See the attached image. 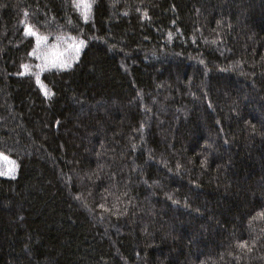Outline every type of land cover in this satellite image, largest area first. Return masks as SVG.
Masks as SVG:
<instances>
[{
  "label": "trees",
  "instance_id": "trees-1",
  "mask_svg": "<svg viewBox=\"0 0 264 264\" xmlns=\"http://www.w3.org/2000/svg\"><path fill=\"white\" fill-rule=\"evenodd\" d=\"M88 3L0 0V264H264V0Z\"/></svg>",
  "mask_w": 264,
  "mask_h": 264
},
{
  "label": "snow or ice",
  "instance_id": "snow-or-ice-1",
  "mask_svg": "<svg viewBox=\"0 0 264 264\" xmlns=\"http://www.w3.org/2000/svg\"><path fill=\"white\" fill-rule=\"evenodd\" d=\"M74 6L77 7L78 9H81V6H82V11L84 13V16L85 18L87 17V14H88V11L90 10V4L88 3V0H74ZM26 32H30L32 35H36L35 32H31V29L26 26ZM41 39H44L43 37H37V42H39ZM83 44V41H80L79 44H74V45H70V47H74L77 51V53L79 52V48H80V45ZM29 55H38L36 52H30ZM48 65L45 64L43 66L41 65H37V68H40L41 70L43 69V67H47ZM52 66H55V64H53ZM59 66L60 67H68L70 66V61H64V60H61L59 62ZM21 68L24 69L25 71H28V66L27 65H21ZM23 74V73H21ZM36 81H37V84L39 85L40 84V78H39V73L36 74ZM42 89H43V86L41 85ZM0 158H3L4 160H7L8 157L6 156H3L2 153H0ZM9 172H4V173H0V175H8ZM243 243V242H241Z\"/></svg>",
  "mask_w": 264,
  "mask_h": 264
},
{
  "label": "rangeland",
  "instance_id": "rangeland-1",
  "mask_svg": "<svg viewBox=\"0 0 264 264\" xmlns=\"http://www.w3.org/2000/svg\"><path fill=\"white\" fill-rule=\"evenodd\" d=\"M37 37H41V36H37ZM40 44H42V40L39 41ZM47 50V52H49L48 48H45ZM3 171H6L4 169H2Z\"/></svg>",
  "mask_w": 264,
  "mask_h": 264
}]
</instances>
